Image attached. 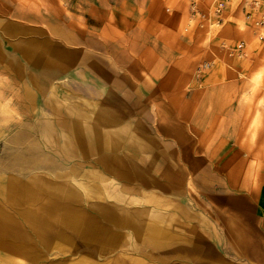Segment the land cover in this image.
<instances>
[{"label":"rangeland","instance_id":"374dc122","mask_svg":"<svg viewBox=\"0 0 264 264\" xmlns=\"http://www.w3.org/2000/svg\"><path fill=\"white\" fill-rule=\"evenodd\" d=\"M219 1L0 0V77L6 78L0 81V103L10 98L20 117L0 129V213L7 212L22 230L4 233L8 245L3 244L0 264H249L233 260L223 246L213 247L205 261L186 241L146 243L130 227L113 224L108 215L113 210L119 217L136 213L141 220L172 218L165 215L192 207V184L199 172L223 182L218 177H223L224 168H151L146 167L150 153L118 150L141 166L140 174L122 176L100 161L99 152L84 156L65 150V123L73 120L74 111L86 116V125L94 124L104 133L109 127L94 118L103 109H111L126 123L134 122L130 116L137 112L142 123L157 130L141 103L148 89L132 93L126 85L131 65L138 80L162 81L156 88L168 98L173 120L183 127L181 159H213L211 151L223 147L232 148L233 158L243 155L248 134L243 130L245 114L236 116L244 110L240 101L249 97L255 100V112L264 109V0H226L216 12ZM31 39L75 54L77 64L63 61L60 78L41 80L40 87L32 84L24 75L26 60L14 56ZM39 44L48 53V47ZM79 53L94 58L99 53L100 63L121 69L110 72L116 82L109 83L119 86L111 87L90 68H81ZM28 90L31 97L25 95ZM173 97H184L180 113ZM225 118L231 119L229 128L224 127ZM159 140L156 146L173 163L177 147L171 138ZM91 183L100 187V195ZM203 184L200 192L205 193ZM220 188L216 184L213 191ZM242 196L233 188L221 194L219 202L239 207ZM34 227L38 230L32 231ZM107 235L115 238L107 242Z\"/></svg>","mask_w":264,"mask_h":264},{"label":"crops","instance_id":"0c3cea01","mask_svg":"<svg viewBox=\"0 0 264 264\" xmlns=\"http://www.w3.org/2000/svg\"><path fill=\"white\" fill-rule=\"evenodd\" d=\"M72 38L73 37L66 36V40ZM31 40V42L28 41L26 43V46L22 45L20 50L18 49L19 53L14 56L18 58L24 57L27 63L25 65L26 71H24V75L29 82L32 81V84L36 85L37 83L38 87L41 86V80L46 83L53 76L57 78L61 77V73L64 72V69H61L64 68L63 61L68 60V63L72 66L77 59L75 54L65 53L59 48L55 51L54 46H49L47 43L43 44L41 41L39 44V40ZM38 44L42 47L47 46L48 49H46V51H48V53H43ZM98 55L99 53H97V57L94 58L90 53H79V65L81 68H90L108 83L116 82V80L112 78L114 75H111L110 72L117 73L121 69L116 71L114 69H109L110 65H108L109 68H107L105 64L100 63L101 60ZM42 57L44 58L41 59ZM69 64H65V66ZM8 65L12 68L15 66L12 60L8 62ZM41 67L45 69H41ZM16 68L20 72L19 65H17ZM133 70L134 67L129 65L126 85L132 93L137 92L141 94V87L148 89L145 90L144 98L140 96L143 100L141 103L145 104V112H149L151 119L155 120V127H157V130H155L152 125L151 128H149L147 122L142 123L141 119L143 118L138 116L136 114L137 112L134 116H130L132 120L134 119V122L131 121L128 122V124L122 121L111 109L110 111L108 109H103L99 111L94 118L95 121L109 127V130L104 133L94 124L86 125L82 122V119L86 116L83 114L81 115L80 112L76 113L77 111H74V116L71 118L73 120L67 124L65 123L68 132L66 134V140H70L69 142L66 141L65 150L67 151L70 148V152H73L76 149V151H79L81 155L84 156L90 152H99L101 153L99 158L100 161L110 166L114 173L122 176L140 174L141 166L138 164L137 159L129 161L123 158L118 150L124 153L130 150L150 153L149 155L147 154L146 167L151 168L216 167L224 168L225 170L223 177H218L223 179V182L219 181L220 183L215 182L212 177H207L205 174L199 172L200 176L198 180L194 179L192 184V187H194L191 196L192 207L182 208L177 212L173 211L165 215L169 217L172 216V218H161L155 215L151 219L141 220L136 217V213L119 217L112 210L111 214L108 213V215L113 216L112 223L130 227L138 239L154 245H163L167 242H174L176 240L186 241L187 244L189 243L188 246H192L196 249L194 255L206 257V259H204L205 261L210 257V252L214 249L213 247L223 246L230 250L229 255L233 260L237 261L241 259L240 261H245L249 264H264V109L258 111L259 107H257V112H255V100H251L249 97L240 101V107L244 110L240 111L236 116L238 117L240 114L243 116L245 114V116L242 117L243 120H245L243 123V130H246L248 134L246 146L242 149L244 152L243 155H235L233 158L234 153L232 148L226 151V148L223 147L217 153L214 151L215 149L212 151H203L205 153L211 151L213 153V159L202 160L201 156H196V154H194L196 156L193 159L194 163H189L181 159V154L184 152V149L181 150L180 148V145L183 144V127H181L177 119L173 120L175 113L168 107V98L163 96L156 88L162 85V81L157 84L152 79L141 77L142 80H138L136 72ZM42 73L44 74L42 75ZM109 85L111 87L119 86L116 83H109ZM132 93L130 94L129 100H132ZM25 95L27 97L32 96L29 90L28 92L26 91ZM51 96L54 97V94L52 93ZM96 97L98 103L96 107H99V102H101V100H99L100 96L98 95ZM173 99H176L175 104H178H176L177 106H175V109L177 113H180L179 109L182 108L181 105L184 103V97H173L171 101ZM262 99L264 100V98ZM129 104L133 105L132 102ZM62 109L60 107L58 111L59 115L62 113ZM183 109H187V106L183 107ZM130 110H132V107ZM55 111L58 114L57 109H55ZM64 111L68 112L66 109H64ZM148 117H145V121H147ZM89 118L91 119V117ZM138 119L140 121H138ZM230 120L224 119L223 123L225 128L230 127ZM249 123L251 124L250 126ZM225 132H227L226 135L229 134L228 130H226L223 135ZM254 135L255 138H253ZM159 137L163 139L166 137L171 138L172 140L170 142L177 147L176 158L173 159V163L171 164L164 159V150L156 146L158 143H161ZM218 140L219 143L223 142L221 138ZM70 146L74 148L71 149ZM106 151H108V153H105ZM222 151L225 152L221 153ZM219 153L221 157L215 158ZM91 174L97 175L96 172ZM88 175L89 173L86 172V177H88ZM91 184H93L92 190H95V194L100 195V187L95 183ZM201 184L207 185L206 189L208 190H205V193L200 192L202 188ZM216 184L218 187H221L218 192L213 191V187H215ZM233 188L243 193L241 206L231 207L226 204H220L219 196H221V194H227ZM8 219L10 220L11 218L8 217L7 212L0 213V254L2 251L5 252V245L3 244L8 245V243H5L3 241L4 239H2L4 238V233L22 231L18 228L14 218L11 219V222H9ZM165 221H168V223H164ZM162 223L164 224L162 225ZM34 228L32 231L38 230ZM215 229H218L217 232ZM116 241L117 240H114L113 243ZM199 248L205 249V251L198 252L197 249Z\"/></svg>","mask_w":264,"mask_h":264},{"label":"clouds","instance_id":"9594fccd","mask_svg":"<svg viewBox=\"0 0 264 264\" xmlns=\"http://www.w3.org/2000/svg\"><path fill=\"white\" fill-rule=\"evenodd\" d=\"M3 77H0V81H2ZM0 99H3L2 95H0ZM12 100L9 98L7 100H3V103H0V129L8 127L11 123L14 122V119H19V115L17 111L11 107Z\"/></svg>","mask_w":264,"mask_h":264},{"label":"bare ground","instance_id":"6f19581e","mask_svg":"<svg viewBox=\"0 0 264 264\" xmlns=\"http://www.w3.org/2000/svg\"><path fill=\"white\" fill-rule=\"evenodd\" d=\"M30 97V96H29ZM64 123V122H63ZM129 124V123H128ZM66 127V126H65ZM119 130H121V129H119ZM126 130V129H125ZM68 133V132H67ZM70 133V132H69ZM72 135V134H71ZM86 136V135H85ZM107 136V135H106ZM70 137H72V136H70ZM105 137V136H104ZM132 138V137H131ZM67 139V138H66ZM71 139V138H70ZM72 140V139H71ZM93 140V139H92ZM67 141V140H66ZM65 141V142H66ZM70 141V140H69ZM69 141H67V142H69ZM106 141H107V139H106ZM114 141V140H113ZM116 142V141H115ZM72 143V142H71ZM91 143V142H90ZM73 144V143H72ZM95 144V143H94ZM106 144V143H105ZM114 144V143H113ZM116 144H118V143H116ZM67 145H68V143H67ZM108 145H109V142H108ZM74 146H75V143H74ZM126 146V145H125ZM90 147V146H89ZM95 147V146H94ZM77 148V147H76ZM117 149H119V148H117ZM70 151V150H69ZM72 151V150H71ZM75 151H76V149H75ZM59 174H61L62 175V173H59ZM67 174V173H66ZM4 175V174H3ZM36 178V177H35ZM34 179V178H33ZM8 182V181H7ZM21 188V187H20ZM30 188V187H29ZM44 192V191H43ZM5 195V194H4ZM36 197V196H35ZM55 204V203H54ZM2 209H0V211H1ZM5 212V211H4ZM2 217V216H1ZM4 218V217H3ZM6 218V217H5ZM66 218V217H65ZM73 218V217H72ZM12 219V218H11ZM77 219V218H76ZM94 219V218H93ZM9 220V219H8ZM9 222H11L10 220H9ZM18 222V221H17ZM16 223V222H15ZM162 225H163V223H162ZM160 227V226H159ZM97 230H98V228H97ZM101 231H102V229H101ZM112 231V230H111ZM113 237H114V235H107V242H109V241H111L112 239H113ZM115 238V237H114ZM66 244V243H65ZM67 245V244H66Z\"/></svg>","mask_w":264,"mask_h":264},{"label":"built area","instance_id":"2783aa9c","mask_svg":"<svg viewBox=\"0 0 264 264\" xmlns=\"http://www.w3.org/2000/svg\"><path fill=\"white\" fill-rule=\"evenodd\" d=\"M225 3H226V0H220L217 3V7H216L215 11L216 12H219L222 9V7L225 5Z\"/></svg>","mask_w":264,"mask_h":264}]
</instances>
